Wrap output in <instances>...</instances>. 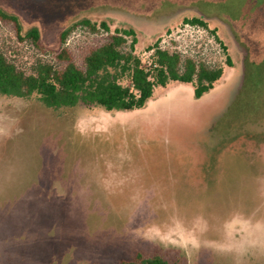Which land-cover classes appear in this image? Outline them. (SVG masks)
<instances>
[{"label":"rangeland","instance_id":"374dc122","mask_svg":"<svg viewBox=\"0 0 264 264\" xmlns=\"http://www.w3.org/2000/svg\"><path fill=\"white\" fill-rule=\"evenodd\" d=\"M0 7L22 26L17 33L0 17V52L26 72L39 59L82 67L115 28L129 27L144 65L146 47L158 41L223 67L202 98L191 83L171 81L131 111L0 95V264H117L137 254L264 264V0ZM195 14L206 28L182 22ZM82 19L105 21L109 31H91ZM30 26L40 31L36 43L24 37Z\"/></svg>","mask_w":264,"mask_h":264},{"label":"trees","instance_id":"16d2710c","mask_svg":"<svg viewBox=\"0 0 264 264\" xmlns=\"http://www.w3.org/2000/svg\"><path fill=\"white\" fill-rule=\"evenodd\" d=\"M200 16L184 17L182 22L206 28V21ZM0 17L14 21L17 33L21 31L16 14L0 7ZM79 23L91 31H109L105 21L96 23L82 19ZM72 28L71 25L60 32V42L65 41ZM210 33L219 41L215 28ZM24 37L36 43L40 39L38 27L30 26ZM136 42L134 29L115 28L106 42L84 56L82 67L69 61L59 69L49 61L39 59L29 72L18 68L0 52V95L25 98L35 95L50 108L83 105L106 111H131L142 108L156 87H164L171 81L191 83L194 97L199 98L213 87L223 73L220 65L211 66L192 56L183 57L177 50L160 47L158 41L146 47L150 53L148 65H144L135 53ZM63 53L64 49L58 57ZM227 62L231 65L229 59ZM117 264L174 263L158 255L137 254L135 258L121 260Z\"/></svg>","mask_w":264,"mask_h":264},{"label":"crops","instance_id":"0c3cea01","mask_svg":"<svg viewBox=\"0 0 264 264\" xmlns=\"http://www.w3.org/2000/svg\"><path fill=\"white\" fill-rule=\"evenodd\" d=\"M202 97H203V95L201 97H199V98H202Z\"/></svg>","mask_w":264,"mask_h":264}]
</instances>
